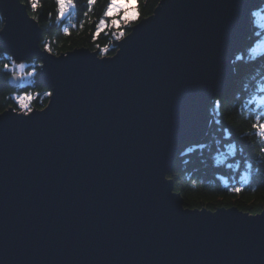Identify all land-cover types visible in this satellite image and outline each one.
Listing matches in <instances>:
<instances>
[{
	"label": "water",
	"instance_id": "obj_1",
	"mask_svg": "<svg viewBox=\"0 0 264 264\" xmlns=\"http://www.w3.org/2000/svg\"><path fill=\"white\" fill-rule=\"evenodd\" d=\"M261 2L159 0L109 56L45 52L5 3L1 46L43 63L53 96L0 130V264H264V209L188 208L167 176L204 139Z\"/></svg>",
	"mask_w": 264,
	"mask_h": 264
},
{
	"label": "trees",
	"instance_id": "obj_2",
	"mask_svg": "<svg viewBox=\"0 0 264 264\" xmlns=\"http://www.w3.org/2000/svg\"><path fill=\"white\" fill-rule=\"evenodd\" d=\"M158 2L159 0H140L142 17L151 15ZM76 4L75 11L59 22L55 17V0H41L42 6L35 11L27 9L28 13L39 18L40 47L43 49L45 43L50 44L53 54L85 47L97 51L99 56L113 55L117 46L110 33L102 32L93 39L95 23L107 0H98L87 18L83 15L88 11L87 0H76ZM258 10L264 14V0L252 12ZM49 12L53 15L49 16ZM81 21H84L83 28L80 27ZM251 25L250 35L232 61L233 80L210 102L211 121L204 139L200 142H185L184 148L174 160L173 170L167 175L173 181L175 192L183 198L184 206L188 208L204 207L212 210L237 207L249 214H258L264 209V152L260 151L264 144L251 134L252 120L249 118V114L257 109L264 113V25L256 20L255 15H251ZM64 27L69 28L70 34L64 33ZM260 43L263 46L255 48ZM97 44L101 48L108 45L109 51L101 53ZM8 57L9 53L0 44V68ZM24 63L25 71L40 67L36 57ZM10 75L5 70L0 76V108L14 106V94L24 90L34 95L40 94L32 102L33 108L39 109L46 105L48 96L44 93L50 90L37 80V74L26 77L14 88L7 83ZM218 98L222 103L219 108H215L213 101ZM225 128L232 131L231 139L225 135ZM242 134L243 140H240ZM231 142H237L238 146L242 144L245 151L230 155L228 145ZM197 145L200 146L199 150H196ZM244 159H249L252 163L251 169L244 166ZM229 164L232 165L231 168L228 167ZM237 187L241 188L240 192L233 191Z\"/></svg>",
	"mask_w": 264,
	"mask_h": 264
},
{
	"label": "snow or ice",
	"instance_id": "obj_3",
	"mask_svg": "<svg viewBox=\"0 0 264 264\" xmlns=\"http://www.w3.org/2000/svg\"><path fill=\"white\" fill-rule=\"evenodd\" d=\"M6 2L10 0H0V35L8 32L11 28V18L8 15L7 9L4 7ZM19 4L24 5L20 9L21 12H26L27 9L33 11L41 7V0H18ZM98 3V0H87V9L88 11L84 12V17H88V13L92 11L94 6ZM76 0H55V17L56 20L63 21L67 16L71 15L76 9ZM49 16L53 13L49 12ZM250 15H254L250 10ZM155 13H153V18ZM26 20L35 21L38 25L39 18L37 16L27 13L25 16ZM89 22H91L89 20ZM148 22V17H142L140 0H107V4L98 18V21L95 23V32L93 33V39L95 40L102 32L110 33L112 38L115 41L121 42L119 47L122 48L124 44L128 42L129 39L135 34L138 30V27H143L145 23ZM84 21H81L80 27L83 28ZM75 27V25H73ZM64 33L70 34L68 27L63 28ZM97 49L101 53H107L109 51V46L105 45L103 48L100 45H96ZM116 47V46H113ZM43 50L45 52H51L52 48L50 44L45 43L43 45ZM45 65L42 63L40 69H44ZM26 64L22 62V58L16 57L13 53L10 57L7 58L6 62L3 63L2 68H0V76L3 75L5 70H8L11 75L8 79L18 78L24 80L26 77H32L38 74V69L32 67L29 71H25ZM39 93L35 95L29 91H20L14 94L13 99L15 101L14 106L10 108H0V130H3L4 127L13 120L17 119H28L31 120L37 113V111H43V109H35L32 107V102L39 96ZM45 96H53V92H45ZM222 101L221 99H216L213 101L215 108H219ZM49 107L50 105L46 106ZM243 111V109H242ZM15 113V114H13ZM249 118L252 120L250 132L259 138V142L264 144V113L260 112L258 109L249 114ZM225 135L230 139L232 138V131L225 128ZM240 140H243V134L240 137ZM199 145H197L196 150H199ZM192 151V149H190ZM239 151L241 154L245 151V147L241 144L238 146L237 142H231L228 145V152L230 155H235ZM261 152H264V147L260 149ZM227 160V157H225ZM244 166L247 169L253 167L252 163L249 162V159H244ZM239 166V164L237 165ZM229 168L232 167L231 164L228 165ZM171 179V177H169ZM234 192H240L241 188L237 187L233 189ZM211 211L215 212L216 209Z\"/></svg>",
	"mask_w": 264,
	"mask_h": 264
},
{
	"label": "rangeland",
	"instance_id": "obj_4",
	"mask_svg": "<svg viewBox=\"0 0 264 264\" xmlns=\"http://www.w3.org/2000/svg\"><path fill=\"white\" fill-rule=\"evenodd\" d=\"M256 20H258L259 22H261V24L264 25V14L262 13L261 10H258L254 13ZM263 46V44H257L255 48H261ZM253 50V49H252ZM255 50V49H254ZM52 53V52H51ZM53 54V53H52ZM55 56H58L60 54H54ZM26 64V63H25ZM48 101V100H47ZM47 104V103H46Z\"/></svg>",
	"mask_w": 264,
	"mask_h": 264
},
{
	"label": "bare ground",
	"instance_id": "obj_5",
	"mask_svg": "<svg viewBox=\"0 0 264 264\" xmlns=\"http://www.w3.org/2000/svg\"><path fill=\"white\" fill-rule=\"evenodd\" d=\"M40 36H41V33H40ZM27 60H29V59H27ZM26 60H22V62H25ZM7 83H8V79H7ZM36 109H38V108H36Z\"/></svg>",
	"mask_w": 264,
	"mask_h": 264
}]
</instances>
